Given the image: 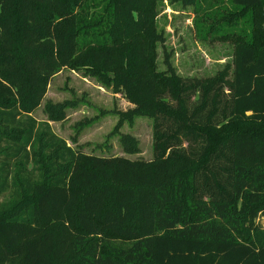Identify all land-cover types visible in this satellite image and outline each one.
Segmentation results:
<instances>
[{"label":"trees","instance_id":"1","mask_svg":"<svg viewBox=\"0 0 264 264\" xmlns=\"http://www.w3.org/2000/svg\"><path fill=\"white\" fill-rule=\"evenodd\" d=\"M179 1L234 44L213 76L176 72L159 0H0V264H264V0ZM65 68L133 105L117 130L152 120L153 159L87 155L32 115Z\"/></svg>","mask_w":264,"mask_h":264},{"label":"rangeland","instance_id":"2","mask_svg":"<svg viewBox=\"0 0 264 264\" xmlns=\"http://www.w3.org/2000/svg\"><path fill=\"white\" fill-rule=\"evenodd\" d=\"M157 12L158 30L165 34V49L179 75L210 77L232 64L233 42L205 41L197 36L194 5H185L179 0H159ZM164 53L159 47V70L165 69ZM47 101L61 103L66 108L64 116L52 119L45 109ZM132 106L122 93L102 86L98 79L65 68L51 79L41 106L32 115L40 123H49L58 136L87 155L151 160L154 151L150 118L138 117L133 124L124 121L116 129L120 113ZM120 132H129L139 139L138 152L124 151ZM260 221L264 224V217Z\"/></svg>","mask_w":264,"mask_h":264}]
</instances>
